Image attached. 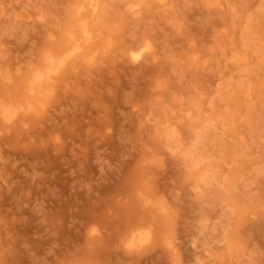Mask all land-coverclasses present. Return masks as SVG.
<instances>
[{
    "label": "rangeland",
    "instance_id": "obj_1",
    "mask_svg": "<svg viewBox=\"0 0 264 264\" xmlns=\"http://www.w3.org/2000/svg\"><path fill=\"white\" fill-rule=\"evenodd\" d=\"M0 264H264V0H0Z\"/></svg>",
    "mask_w": 264,
    "mask_h": 264
},
{
    "label": "bare ground",
    "instance_id": "obj_2",
    "mask_svg": "<svg viewBox=\"0 0 264 264\" xmlns=\"http://www.w3.org/2000/svg\"><path fill=\"white\" fill-rule=\"evenodd\" d=\"M87 3L91 6V12L93 13L99 7V0H87ZM84 3H80L75 10L76 15L82 14V9L84 8ZM82 21V18H80ZM84 19V18H83ZM88 22L83 21L82 30L87 33ZM148 46L144 45L138 49L133 50L132 56L135 59H138L142 51L145 50ZM75 48H71L70 51L66 52L64 55H55L53 52H45L43 55V64L36 71L30 75L27 79L28 89L31 93L34 94H45L48 90V87L53 85L56 82L52 73L55 72L60 65H63L67 56L71 55ZM2 106V112L4 117L11 120L16 113V105L14 103H8L7 106Z\"/></svg>",
    "mask_w": 264,
    "mask_h": 264
}]
</instances>
